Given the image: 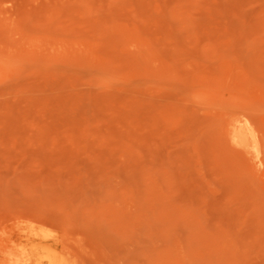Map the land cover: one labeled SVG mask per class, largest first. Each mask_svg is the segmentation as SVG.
<instances>
[{"label": "rangeland", "instance_id": "obj_1", "mask_svg": "<svg viewBox=\"0 0 264 264\" xmlns=\"http://www.w3.org/2000/svg\"><path fill=\"white\" fill-rule=\"evenodd\" d=\"M264 264V0H0V263Z\"/></svg>", "mask_w": 264, "mask_h": 264}, {"label": "bare ground", "instance_id": "obj_2", "mask_svg": "<svg viewBox=\"0 0 264 264\" xmlns=\"http://www.w3.org/2000/svg\"><path fill=\"white\" fill-rule=\"evenodd\" d=\"M2 262L0 264H7ZM9 264H16L11 262ZM19 264H77L70 259L64 252L53 247H47L45 250L36 249L34 253H26Z\"/></svg>", "mask_w": 264, "mask_h": 264}]
</instances>
